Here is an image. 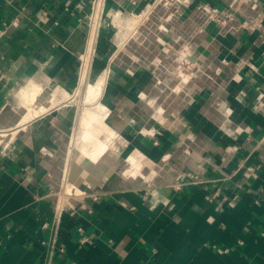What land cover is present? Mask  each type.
Returning a JSON list of instances; mask_svg holds the SVG:
<instances>
[{
    "label": "crops",
    "instance_id": "1",
    "mask_svg": "<svg viewBox=\"0 0 264 264\" xmlns=\"http://www.w3.org/2000/svg\"><path fill=\"white\" fill-rule=\"evenodd\" d=\"M89 1L0 0V264H264V33L245 27L264 0H106L91 64L113 67L110 141L71 169L97 199L56 222ZM31 82L46 110L19 126Z\"/></svg>",
    "mask_w": 264,
    "mask_h": 264
},
{
    "label": "built area",
    "instance_id": "2",
    "mask_svg": "<svg viewBox=\"0 0 264 264\" xmlns=\"http://www.w3.org/2000/svg\"><path fill=\"white\" fill-rule=\"evenodd\" d=\"M183 3V0H177ZM194 3V0H184V4L189 6ZM106 0H90L89 1V14L86 18V25H87V36L88 41L91 36H95V40H97L99 36L100 29L103 25V18H104V10H105ZM162 6L164 8H169L172 6V3L170 0H166L162 3ZM232 7V6H231ZM227 10L226 12H221L216 9H213L210 6H204L202 7L204 11L207 14L208 20L216 22L217 24L221 26H225L224 19L222 16L225 15V20L227 21H233L234 20V11L233 9ZM232 12V13H230ZM171 17L168 16L166 19H170ZM246 30L249 32H263L264 33V22L263 20H254L253 22L248 23L246 26ZM94 44V43H93ZM88 47V42H87ZM93 45L89 49L88 47V56L91 61V55L95 53V50H93ZM81 60V58H80ZM82 61V60H81ZM81 66V65H80ZM196 68V64L190 63L188 60H182L179 66V71H177V74L182 79H188L190 80L193 77L194 71ZM154 144H158V142H154ZM70 151L72 148V145H70ZM72 158H73V152L70 155V152L68 153V157L66 159V162L62 168V174H61V181L58 192L55 194L56 202H55V209H54V216L56 222H59L64 215L66 208L72 209L71 214L73 215L75 212V204L76 201H81L86 198H92L94 200L97 199V195L90 194L85 190H82L78 188L74 183L71 181V169H72ZM197 182V181H196ZM79 209H87L88 212H92V210L87 207L84 203H80ZM77 232L80 235L79 241L83 243L88 242V238L83 235V228L79 227L77 228ZM221 254H225L228 252V250H220Z\"/></svg>",
    "mask_w": 264,
    "mask_h": 264
},
{
    "label": "bare ground",
    "instance_id": "3",
    "mask_svg": "<svg viewBox=\"0 0 264 264\" xmlns=\"http://www.w3.org/2000/svg\"><path fill=\"white\" fill-rule=\"evenodd\" d=\"M94 39H95L94 35L90 37V39L88 41L89 49L92 47V45L94 43ZM84 62H85V66H84L85 73L82 76L83 80L87 76V73H86L87 67L86 66L90 67L91 61H90L89 56L84 57ZM84 62L82 65H84ZM88 70H89V68H88ZM111 70H113V67H112V69H110V71L105 72L102 75H100L94 84H88L87 85L85 102H88V104H91V105L97 104V101H98L100 95L102 94L103 87L106 83L107 77H110ZM40 91H41V87L36 85L35 83H32V82L30 85H28L27 89L24 91L23 94L26 98V103L28 104L29 109H28L26 115H24L23 119L20 121L19 126L25 125L29 120H31L32 118L37 116L40 112H44L46 110V108H42L40 110L33 108V103L35 102ZM95 108L97 111H94V112H93V110L91 111L92 117H90L91 114H88L87 116L89 118L85 117L84 118L85 120L81 124L82 128L85 129L86 131L84 132V134L80 137V139L78 141L74 142V144L72 142V144H71L72 145L71 153L74 151V149L75 150L79 149L80 153L84 157H86L88 160H90L91 162H94V163L98 162L100 160V158L103 156L104 152L106 151V149L108 147V143H107V141H103V140L98 139V136L92 130L89 129V125L94 122L92 120H94L95 118L100 120V121H98V123L99 122L102 123V121L105 120L109 114L107 112V108L104 107L103 105H101L100 103L95 105ZM85 111L87 112V110H85ZM98 111H99V114H98ZM3 135H5V134H2V136ZM1 140H2V138H1ZM130 161L132 164L136 163V161H134L133 158H131Z\"/></svg>",
    "mask_w": 264,
    "mask_h": 264
},
{
    "label": "rangeland",
    "instance_id": "4",
    "mask_svg": "<svg viewBox=\"0 0 264 264\" xmlns=\"http://www.w3.org/2000/svg\"><path fill=\"white\" fill-rule=\"evenodd\" d=\"M87 42H88V36H87ZM98 42L99 39L97 38V40H95L94 44H93V50H95V53H93L91 55V61L94 58L96 51H97V47H98ZM88 49V47H86ZM85 48V52H82L81 55H79V66H78V86L76 87V89L74 90V92H72L71 96L70 95H65V97L63 98V100H68L66 102V104H70L71 106H73V108L76 110V123H75V130L74 133L72 135V142L74 144V142L78 141L80 139V137L84 134V132L86 131L85 129L82 128L81 124L82 122L85 120V117H88V114H91V111H97L95 108V105H97L98 103L101 104V95L97 101V104H88V102H85V97H86V90H87V85L88 84H94L96 82V80L98 79L99 75H100V71L102 72L103 70L101 68H94V66H92V62H90V67L86 66V73L87 76L85 77V79L83 80V74L85 73V62H84V57L88 56V50ZM81 58V60H80ZM84 62V65H82ZM81 65V66H80ZM89 68V70H88ZM105 69V68H103ZM84 70V71H83ZM88 71V72H87ZM86 75V74H85ZM82 77V78H81ZM109 77H107L108 79ZM107 81V80H106ZM102 105V104H101ZM94 108H93V107ZM87 110V112L85 111ZM90 110V111H89ZM99 114V111H98ZM90 117H92V114L90 115ZM89 118V117H88ZM92 119V118H91ZM93 123H91L89 125V129L92 130L97 136L98 139L103 140V141H107L109 142V129L106 128V123L108 121L103 120L102 124H100L101 122L98 123V121H100L99 119L95 118ZM115 140V139H114ZM114 143V141H113ZM80 146V145H79ZM112 146V145H111ZM72 150V148H71ZM110 152V149H109ZM71 154V151H70ZM82 156L83 155L80 153L79 149L73 151V156ZM84 158V157H83Z\"/></svg>",
    "mask_w": 264,
    "mask_h": 264
}]
</instances>
